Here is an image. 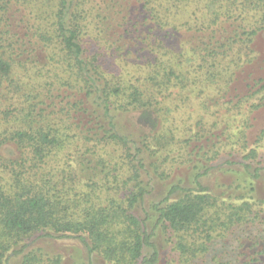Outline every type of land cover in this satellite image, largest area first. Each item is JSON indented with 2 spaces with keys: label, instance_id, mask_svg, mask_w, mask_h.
<instances>
[{
  "label": "trees",
  "instance_id": "16d2710c",
  "mask_svg": "<svg viewBox=\"0 0 264 264\" xmlns=\"http://www.w3.org/2000/svg\"><path fill=\"white\" fill-rule=\"evenodd\" d=\"M14 6L30 19L17 17ZM139 24L143 31H134ZM94 26L100 38H117L107 40L111 45L129 42L128 53H142L141 43L151 47L154 37L158 50L130 64L124 49L117 47L116 55L106 49L111 59L133 65L126 75L108 74L99 55H88L85 39ZM180 38L188 39L187 50L176 43ZM263 39L264 0H0V89L5 81L32 89L30 113L0 137L1 172L9 174L0 182V264H11L14 256L21 264L43 263L42 254L27 252L26 242L38 234L76 238L91 260L99 254L108 264H160L157 240L163 234L176 254L170 264H198L220 241L262 223L264 201L255 193L264 168L253 162L264 142V128L255 129L264 112ZM37 53L46 56L45 65ZM51 63L59 67L46 71ZM43 76L45 94L38 90ZM174 88L199 90L195 100L212 90L205 109L226 99L257 101L253 124L247 120L231 144L246 152L240 162L226 164L240 167L237 179L222 191L204 180L215 169L209 163L223 149V135L232 138L228 129L216 135L215 125L178 142L177 164L157 160L166 147L173 153L176 138L165 127L176 99H187L175 98ZM118 112L132 115L130 128H120ZM80 135L86 151L65 172L60 189L56 157L77 151ZM109 151L119 153L117 159ZM182 168L192 173L172 182ZM82 174L90 193L79 192ZM103 193L110 198L103 201ZM247 239L241 242L250 257L264 254L263 239L252 233ZM54 257L50 261L60 264Z\"/></svg>",
  "mask_w": 264,
  "mask_h": 264
},
{
  "label": "rangeland",
  "instance_id": "374dc122",
  "mask_svg": "<svg viewBox=\"0 0 264 264\" xmlns=\"http://www.w3.org/2000/svg\"><path fill=\"white\" fill-rule=\"evenodd\" d=\"M126 1V0H123ZM128 2H133V0H127ZM107 5V2L105 3V6ZM142 5V4H141ZM20 8V6H14L13 7V13L19 18H25L30 19L27 12H17V8ZM139 16V14H138ZM141 24V23H140ZM137 25L136 27H133V30L136 31L138 28L140 31H143V27ZM154 37V34H153ZM20 38H24V33L22 32L20 35ZM107 40H117V38L113 39H102L98 36V30L97 27H90L87 37L85 39L86 45L88 48V55L92 58L93 56L99 55L101 60L102 67L106 70L108 74L113 75H126L128 72V69L132 70L133 65L129 67H125L126 63L121 57H117L114 59H111L110 55H107L106 49L108 50V54H114L117 47H120V49H124V54L126 58H128L129 63L131 64L132 60H138L139 62H144L146 58L148 57L149 50L154 49L158 50V46L156 44L157 38L154 37V39L151 40L152 46L149 47L146 45V43H141V47L146 49L143 50L142 53H137V49L133 50L132 52L128 53V50L130 49L129 42L121 41L117 42L116 44L111 45ZM188 39L186 38H180V40H177L176 43H179V46H183L185 50L188 49ZM6 44V42L4 43ZM259 48L262 50L264 48V39L260 40L258 42ZM170 45H173L170 44ZM113 46V47H111ZM111 47V49H110ZM17 49V46H15ZM2 51L0 50V53ZM18 52V50H17ZM39 52H44L39 51ZM39 55L38 62L41 66L45 65L47 63L46 56L40 53H37ZM145 58V59H144ZM103 61V62H102ZM58 66L56 64H48L46 67V71L48 69ZM45 71V72H46ZM44 72V73H45ZM52 75L55 76V73L53 71ZM61 76L63 74H60ZM257 75H261L260 72H257ZM60 76V79H61ZM2 89H0V137L5 133V131H12L18 125H21L19 123V119H21L24 115L30 113L29 106L32 104L27 100V96L31 94L32 89L31 86L23 88V90H18L14 85H12L10 82L5 81L3 83ZM239 92L245 93L246 87H242L241 84H237ZM38 87L40 91H43V93H47L48 89V81L47 77L43 76L41 83L38 84ZM215 91L218 87H214ZM194 88H189L188 90H183L181 92L180 88H174L171 91L174 92V97L178 98L180 97L179 94H184L186 96L185 102L180 101L179 99H176V101L173 104L172 109L175 110L174 112L170 113V121L165 127V131L169 134L173 132V135L176 138V141L174 142L175 145L173 146V153L170 151V148L166 147V151H164L163 156H160L157 160L162 163L165 159V163H170L171 161L174 162V164H177L179 160V153L177 155V145L178 142L181 143L185 139L189 138L190 136H194L196 133L201 132L203 130L210 129L211 127H215L213 132L216 135H221L223 132L228 129V135L232 138L228 141H225L224 135L221 139V142H223V149L220 150L219 156L213 160L210 164L215 167V169L211 172V176L204 180L206 184H212L214 189L222 191L223 185H228L229 183L235 182L237 179V171L240 170V167L233 166L229 167L227 164L228 161L231 162H240L242 156L246 154L245 151H239L238 150V144L236 146H232L236 144L237 141V133L239 131L244 129V123L247 120H251L250 125L253 124V107L252 105L256 104L257 101L247 100L244 101H238V100H230L227 99L220 102V104H209L207 106V109H205L202 105L205 99V95L207 94L206 98H209L210 95H213V91L209 90L207 93H205L203 96V99L195 100L193 95H198L199 90L196 92H193ZM232 96V95H231ZM256 100V99H255ZM240 103V104H239ZM238 104V105H237ZM180 107L178 110L176 107ZM58 108L55 109V111ZM57 112H59L57 110ZM128 113H117L116 120L120 126V128H130V117L132 115H127ZM258 120L259 122H255V129L264 128V112L259 114ZM49 120H52V117L50 119L48 118L45 123H47ZM217 123V124H214ZM207 132V131H206ZM170 138V136L168 135ZM81 141L78 144L77 151L66 150L65 152H61L62 155L57 156V163L56 167L58 170H60L59 175V181L61 179H64L66 177V173L68 170H74V167L76 168L78 165L76 164V161L78 157H83V153L86 151V147L84 144V140L82 139V136L80 135L78 137ZM214 142H217V139L214 137ZM232 144V145H231ZM209 145V148H212V143L207 144ZM250 148H252L250 146ZM212 151L213 153L216 152ZM241 152L239 154L238 152ZM108 157L111 156V158H116L119 156V153L115 151H109ZM213 153H210V157L213 156ZM184 154V151L181 153ZM170 157V159H166L167 157ZM168 157V158H169ZM69 161L68 164H65V162ZM253 165L256 167H262L264 168V142L262 147L260 148L259 152V158L258 160L253 162ZM188 166V164H187ZM189 167V166H188ZM78 169V168H77ZM188 170V169H187ZM5 171L2 163L0 162V172ZM7 171V170H6ZM78 171V172H77ZM77 172V175L80 173L79 170H75ZM192 173L191 171H186L184 168H182L180 171L175 173L173 175L172 182L178 181V179L185 180L189 177V175ZM3 175V178L5 180H0L1 183L5 184V182L9 178V174L7 172H1ZM67 178V177H66ZM87 176L83 177V174L78 176L77 179L80 181L79 186L81 189L79 192H86L90 193L89 187H85L87 184ZM68 182V179L65 183ZM258 187V191L255 193V200H261L264 201V176L261 180L256 184ZM60 189L63 188L62 183L60 182ZM225 188V187H224ZM223 188V189H224ZM125 193L120 194L116 197H122ZM111 194L109 193H103L100 194V197L103 201H105L108 197L110 198ZM114 196V193L112 195ZM261 216L264 217V205L260 208ZM252 231V232H251ZM250 233L256 237V240L259 239L261 242V239L264 241V220L262 223H258L254 228L249 230H244V232L237 231L235 234L230 235L229 238L226 240L220 241L213 251L207 256L204 262H198V264H264V254L260 255L259 257H256L255 255L253 257H250V252L247 251V247L242 246L241 241L248 242V237L250 236ZM165 242V243H164ZM27 244H30L29 248L27 249V252H36L37 254H42L44 256V262L41 264H56V262L50 261L51 259H54V256H60L61 257V263L60 264H108L101 255H94L92 257V260L89 258L87 252L84 250V248L81 246V244L76 240V238H66V239H50L45 238L44 234H38L32 238H30L27 242ZM157 244L159 248L161 249L163 255L161 259L160 264H170L172 260L169 258H175L176 254L172 251V246L166 242V237L163 234H160L158 236ZM21 256H14L11 264H21L20 260ZM255 258L258 259V261H255ZM174 263V262H173ZM174 264H177L175 262Z\"/></svg>",
  "mask_w": 264,
  "mask_h": 264
}]
</instances>
